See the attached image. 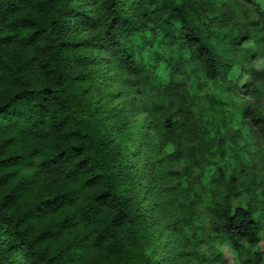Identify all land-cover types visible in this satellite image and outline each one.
<instances>
[{
  "label": "trees",
  "instance_id": "obj_1",
  "mask_svg": "<svg viewBox=\"0 0 264 264\" xmlns=\"http://www.w3.org/2000/svg\"><path fill=\"white\" fill-rule=\"evenodd\" d=\"M249 1L264 18V0ZM208 8L204 0H0V264H159L154 257L161 252L168 254L164 264H201L188 246L198 224L156 191L151 161L143 173L134 171V153L113 141L110 111L98 103L87 65L97 49L96 60L107 66L101 81L117 66L132 72L143 91L156 80L166 89L182 68L218 80L224 63L211 31L218 16ZM148 33L171 46L174 62L156 66L159 51L146 47ZM245 38L241 32L226 37L236 46ZM222 114V122L231 115ZM246 114L264 133V114L256 108ZM118 127L122 145L132 142L135 152L138 124L121 119ZM177 127V121L163 123L166 135ZM160 149L151 141L142 154ZM140 178L154 219L142 206ZM206 210L212 244L222 238L238 264H264V224L254 209L232 208L226 193ZM165 230L179 234H172L177 247L160 246ZM211 248L220 256L216 244Z\"/></svg>",
  "mask_w": 264,
  "mask_h": 264
},
{
  "label": "rangeland",
  "instance_id": "obj_2",
  "mask_svg": "<svg viewBox=\"0 0 264 264\" xmlns=\"http://www.w3.org/2000/svg\"><path fill=\"white\" fill-rule=\"evenodd\" d=\"M204 1L209 7L206 10L209 15L218 16L217 25L211 30L224 63L218 80L210 82L201 74H186L182 68L173 73L172 84L166 89L156 80L152 87L147 85L143 91L132 72L121 71L115 66L108 68L101 81L100 69L107 66L104 62L98 63L96 59L100 52L94 48L91 51L95 61L87 65L88 77L90 82H97L98 103L110 111L106 123L113 141L126 155L134 153L131 157L134 171L143 173V164L151 161L148 169L154 177L156 191L163 192L175 209H180L181 217H188L198 224L196 234L192 230L189 233L188 245L197 254V261L201 264H238L222 238L215 243L221 249L220 256L212 255L211 245L214 247L215 244L210 241V225L213 217L206 207L213 206L228 193L232 208L250 207L264 224V133L246 114L252 108L264 114V18L256 12L254 1ZM230 32H241L248 38L238 46L228 44L226 37ZM162 44L152 33L147 34L146 47L159 51L155 58L157 67L163 59L176 60L171 46ZM187 57L192 58L190 51H187ZM160 77L165 79L166 72H160ZM196 94L199 99L194 97ZM113 112L117 116H112ZM224 112L231 115L224 116L222 122ZM121 119L127 124H138L140 147L135 152L131 150L132 142L131 146L124 147L119 140ZM166 119L178 123L171 135L164 132ZM234 132L239 139H235ZM221 138L223 144H219ZM151 141L159 142V152L142 154V147ZM217 158L220 161L217 162ZM202 159L210 164L206 166ZM232 178L237 182L232 184ZM143 184V178L137 180L141 203L154 219L156 209L151 203L152 197L142 190ZM240 184H244L242 189H239ZM165 232L160 246L173 249L176 246L174 233ZM259 249L264 254V226ZM167 255V252H161L154 260L164 264Z\"/></svg>",
  "mask_w": 264,
  "mask_h": 264
}]
</instances>
